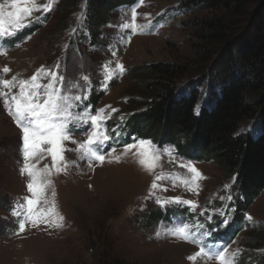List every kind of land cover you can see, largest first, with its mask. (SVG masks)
<instances>
[{
  "label": "rangeland",
  "instance_id": "374dc122",
  "mask_svg": "<svg viewBox=\"0 0 264 264\" xmlns=\"http://www.w3.org/2000/svg\"><path fill=\"white\" fill-rule=\"evenodd\" d=\"M193 1L142 0L132 8L137 13L135 23L141 26L150 23V30L143 29L150 34H132L128 30L125 35L121 32L127 42L117 44L116 56L109 51V45L114 43L113 37L118 33L115 23H131L128 13L132 9L119 7L110 14L113 19L111 25L103 27L99 38L101 44L94 48L92 34L85 29H89L90 25L89 0H81L66 30H61L63 16L60 10L64 0H57L53 10L43 14L42 22L30 23L5 42L8 50L6 55H0V70L4 67L11 69L4 76L5 79L13 76L29 79L41 67L52 69L59 63V72L65 75V81L86 74L91 83L94 81L99 85L102 72L98 74V67L108 61H112V67H115L118 60L124 65L125 72L118 79L114 77L108 81L106 89L99 87V96L92 97L94 107L91 110L95 113L108 106L118 110L110 113L112 119L105 122L110 132L121 124L119 117L124 116L125 119L122 126L111 133L115 139L110 140L109 147L105 148V152L109 153L111 147H115L116 153L113 155L121 156L119 161L114 160L113 155H106L103 164L95 162L89 166L86 161L79 160L75 152L64 153L67 161H75L78 166L70 165L66 174L54 175L48 192L49 198L55 192L56 208L64 217L63 227L56 229L42 225L32 228L29 224L23 233L14 235L17 218L11 214L12 206L30 193L26 188L28 178L18 171L21 132L0 101V264H108L115 260L124 264H199V261L188 259L199 250L197 246L171 237L156 236L161 224L179 223L181 219L194 217L195 213L175 206L162 209L151 199L145 200L154 176L138 163L135 150L127 155L122 154L124 146L132 143L133 138L150 140L158 148L164 147L154 143L152 137L130 132L131 121L145 109V106L141 107L143 109L129 108L128 104L134 102L132 71L143 65L161 62L200 69V61L210 52L215 57L204 66L206 73L196 77L195 82L213 77L217 70V49L214 44H208L206 33L197 28L193 21L227 19L231 17L230 11L198 9L188 13L186 7ZM0 3H5V0H0ZM81 13L85 17L84 29L79 34L70 35L71 30L77 27V17ZM34 15L41 16V13ZM219 49H222L221 46ZM81 58L82 68L79 66ZM208 85L204 87L208 92L200 101L202 106L210 98ZM95 98L99 100L94 102ZM136 100L144 101L141 97ZM261 127V122L255 119L249 122L245 130L258 138ZM83 131V128L79 129L73 138L86 140L87 137L81 135ZM166 144L173 145L170 142ZM66 147L74 149L76 145L66 142ZM180 162L191 161L179 157L177 162L169 163L164 156L156 173L183 174L185 169L180 168ZM33 163L43 168L51 163V158ZM191 163L206 177L200 181L199 195L186 192L183 187L173 188L168 180L158 182L168 188L167 192L158 194L191 199L197 201L201 208L212 205L219 208L223 203L219 197L224 194V186L231 185L232 189L225 170L216 162ZM242 203L245 201L236 204L237 214L232 213L234 206H228L226 210V215L231 218L230 228L218 227L219 217L213 214L216 224L209 227H215L216 231L209 239L213 243L227 245L229 252L239 250L236 264H250L252 260V264H264V244L260 245L259 240H255L259 235H264V191L246 208ZM200 210L198 208L196 211ZM211 210L209 208V212ZM234 216L236 220L233 222ZM248 216L252 217L251 221L246 219ZM181 246L186 249H180ZM207 264L218 262L212 260Z\"/></svg>",
  "mask_w": 264,
  "mask_h": 264
},
{
  "label": "snow or ice",
  "instance_id": "6c2138e0",
  "mask_svg": "<svg viewBox=\"0 0 264 264\" xmlns=\"http://www.w3.org/2000/svg\"><path fill=\"white\" fill-rule=\"evenodd\" d=\"M56 2L57 0H43V2L41 0H5V3H0V55L7 54L5 42L8 39L16 36L30 23L42 22L43 14L50 13ZM34 13H41V16H35ZM128 15L132 22L122 21L117 26L119 29L117 35L113 37L114 43L109 45L112 56H116L118 43L127 42L120 34L121 32L131 30L132 34H150L143 31L145 28L151 29L150 23L143 26L135 23L137 19L135 9H132ZM84 19L81 13L77 17V27L71 30L70 35L83 31ZM79 66L83 67L82 58ZM59 69V63L52 69L41 67L29 79H21L17 76L5 79L4 76L11 69L4 67L0 70V101L21 132L19 149L21 163L18 171L21 176L28 178L26 188L30 193L22 201L14 202L12 206L11 214L17 218V229L14 235L23 233L29 224L32 228L42 225L56 229L63 227L64 217L56 208L55 192L51 193L52 198H49L48 192L52 187L54 175L66 174L70 165L78 166L75 161L66 160L65 152H75L78 159L86 161L89 166L95 162L103 164L106 155L116 153L115 147H111L109 153L105 152V148L109 147L110 140L115 139L111 133L122 126L125 117H119L121 124L110 132L105 122L112 119L110 113L118 110L108 106L94 113L91 105L84 103L91 90L89 76L80 74L75 80L65 81V75L60 73ZM101 72L102 79L99 87L106 89L108 81L122 76L125 68L118 60L115 62V67H112V61H108L98 67V74ZM199 107L197 104L194 108L196 114H199ZM82 128L84 131L81 135L86 136L87 139L77 141L73 137ZM66 142H71L76 147L69 149L66 147ZM133 150L138 163L146 172L154 176L150 190L144 199H151L162 209L175 206L187 208L189 213H195L194 217L188 220L181 219L179 223L161 224L156 232L157 238L171 237L197 246L199 250L188 259L193 262L199 261V264H207L212 260L217 261L218 264H236L239 250L229 252L227 245H219L209 239L212 232L216 231L215 227H209L210 224H216L213 214L219 217L218 227H225L229 222L230 215H226V210H228V202L232 201L233 197L231 185L224 186V194L219 197L223 203L219 208L213 207L211 212L207 206L201 208L197 201L191 199L159 195L158 192L168 191V188L158 183L164 180H168L173 188L183 187L186 192L199 195L200 181L206 177L191 162H180V168L185 169L183 174L164 172L157 174L156 169L161 167L162 157L166 156L169 163L179 160L174 146L158 148L150 140L133 138L132 143L124 146L122 154L127 155ZM48 157L51 158V163L43 168L33 163ZM113 159L119 161L121 156L113 155ZM198 208L201 209L199 212L196 211ZM246 219L251 221L252 217L248 216Z\"/></svg>",
  "mask_w": 264,
  "mask_h": 264
},
{
  "label": "trees",
  "instance_id": "16d2710c",
  "mask_svg": "<svg viewBox=\"0 0 264 264\" xmlns=\"http://www.w3.org/2000/svg\"><path fill=\"white\" fill-rule=\"evenodd\" d=\"M80 2L64 0L61 30H66ZM89 2V32L94 39L92 45H96L103 27L113 20L110 14L137 0ZM198 9H224L231 15L227 19L193 21L219 54L214 76L195 82L206 73L204 66L213 61L212 52L200 61V69L161 62L132 71L134 102L128 104L129 108L145 109L138 110L130 132L152 137L157 145L170 142L179 155L199 163L220 164L232 191L244 194L247 204H242L246 208L264 191V0H195L186 7L188 13ZM206 84L210 98L202 106ZM140 97L144 101L136 100ZM197 104L201 105L199 114L194 112ZM255 119L262 126L258 138L245 130ZM255 240L264 244V235ZM108 264L124 263L115 260Z\"/></svg>",
  "mask_w": 264,
  "mask_h": 264
},
{
  "label": "bare ground",
  "instance_id": "6f19581e",
  "mask_svg": "<svg viewBox=\"0 0 264 264\" xmlns=\"http://www.w3.org/2000/svg\"><path fill=\"white\" fill-rule=\"evenodd\" d=\"M180 249H186L185 247L181 246Z\"/></svg>",
  "mask_w": 264,
  "mask_h": 264
}]
</instances>
